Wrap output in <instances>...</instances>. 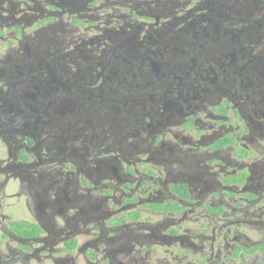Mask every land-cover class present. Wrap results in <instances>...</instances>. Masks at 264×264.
Masks as SVG:
<instances>
[{"label": "flooded vegetation", "instance_id": "1", "mask_svg": "<svg viewBox=\"0 0 264 264\" xmlns=\"http://www.w3.org/2000/svg\"><path fill=\"white\" fill-rule=\"evenodd\" d=\"M0 264H264V0H0Z\"/></svg>", "mask_w": 264, "mask_h": 264}]
</instances>
